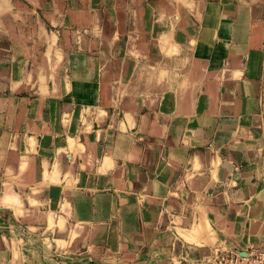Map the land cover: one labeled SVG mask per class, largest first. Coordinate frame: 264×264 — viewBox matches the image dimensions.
I'll return each instance as SVG.
<instances>
[{"label": "crops", "instance_id": "1", "mask_svg": "<svg viewBox=\"0 0 264 264\" xmlns=\"http://www.w3.org/2000/svg\"><path fill=\"white\" fill-rule=\"evenodd\" d=\"M19 192L78 223L68 245L175 227L195 253L200 210L214 248L263 243L264 0H0V209L34 210Z\"/></svg>", "mask_w": 264, "mask_h": 264}, {"label": "rangeland", "instance_id": "2", "mask_svg": "<svg viewBox=\"0 0 264 264\" xmlns=\"http://www.w3.org/2000/svg\"><path fill=\"white\" fill-rule=\"evenodd\" d=\"M68 140L69 144L71 142L73 144L71 138H68ZM70 150H74V147L71 146ZM75 162L71 159V164L70 162L68 163V168L70 170L73 169V172H68V177L63 185V187H66L65 190L67 192V195L64 196L69 199L74 194L73 192H78L83 196L88 193L82 186L81 182L83 179L78 174L80 171L78 166L83 169V165L79 164L77 166ZM54 180L52 177L49 179L50 182ZM88 186H91V184H88ZM96 191H99V189ZM19 193H21L19 197L21 203L25 207L34 210L20 213L19 210H14L13 207V213H11L10 210L0 209V264H125L124 262L127 264L134 262L143 264L144 261L139 263V259L143 254L147 256L146 264H212L209 260L208 262L205 260L208 256L207 252H209L210 248H214L218 241V243L224 244L220 241V239L225 238V228L221 224V215H215V218L210 223L205 221L203 212L200 210L199 219L197 220L198 224L194 226L193 223L194 227L191 225L192 228H190V232L193 234L192 237L195 240V253L193 249L188 250L186 245L180 243L178 246L175 243V227L173 229L169 227L164 229V240L162 243H157L156 241L142 243L134 240L128 248L124 249L120 245H111L105 234L100 231L101 227L88 226L84 228L83 233L78 236L75 243L72 241L68 245L63 238L67 236L72 238L77 228H79L78 223L75 222V226H69V228L68 225L72 222V217L70 218L66 214V225L63 226L60 216L57 225H53L51 223L52 213H48L46 216L43 212L47 208L45 202H41L37 206H30L24 198L27 192ZM5 198L10 203L17 202L14 193L11 191H6ZM139 202L141 204L144 203L142 201ZM0 204L2 206L5 205L2 201H0ZM169 206L171 208L172 205L169 204ZM51 211L54 210L51 209ZM55 211L54 214H56ZM45 219L47 220V225L44 224ZM199 220H201L203 226L200 225ZM171 224L174 225L175 221L174 224L173 221ZM67 227L69 228L68 232ZM90 230L96 231L98 239L85 244L83 243V238L84 236L87 237ZM134 233L140 234L139 232ZM181 235L188 237L185 234ZM81 241L82 244L79 245ZM95 241L97 242L94 243ZM239 244L242 245L243 243L240 242ZM189 255H193V257L189 258ZM50 260L53 262L51 263ZM47 261L48 263H46Z\"/></svg>", "mask_w": 264, "mask_h": 264}, {"label": "built area", "instance_id": "3", "mask_svg": "<svg viewBox=\"0 0 264 264\" xmlns=\"http://www.w3.org/2000/svg\"><path fill=\"white\" fill-rule=\"evenodd\" d=\"M212 264H264V242L239 250L216 247L209 258Z\"/></svg>", "mask_w": 264, "mask_h": 264}]
</instances>
